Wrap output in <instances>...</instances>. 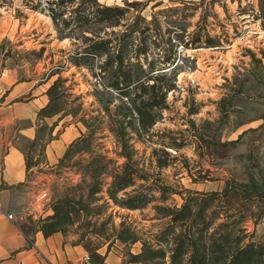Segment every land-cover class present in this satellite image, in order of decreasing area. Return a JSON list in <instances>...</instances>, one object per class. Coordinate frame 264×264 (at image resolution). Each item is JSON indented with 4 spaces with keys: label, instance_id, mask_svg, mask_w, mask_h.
<instances>
[{
    "label": "rangeland",
    "instance_id": "rangeland-1",
    "mask_svg": "<svg viewBox=\"0 0 264 264\" xmlns=\"http://www.w3.org/2000/svg\"><path fill=\"white\" fill-rule=\"evenodd\" d=\"M23 1L0 0V53L25 76L53 77L45 125L64 119L61 127L83 131L61 162L82 181L56 194L65 198L52 228L90 253L117 249L121 264H170L177 243L195 253L193 264H227L234 247L250 243L264 250V0H129L143 5L147 25L132 11L118 27L84 33L97 41L134 22L145 28L132 48L142 69L129 67L141 81L127 95L110 87L99 58L71 62L89 42L80 32L60 39L50 18ZM198 26L210 37L225 28L228 42L193 49ZM123 171L132 185L115 196L141 208L110 196Z\"/></svg>",
    "mask_w": 264,
    "mask_h": 264
},
{
    "label": "crops",
    "instance_id": "crops-1",
    "mask_svg": "<svg viewBox=\"0 0 264 264\" xmlns=\"http://www.w3.org/2000/svg\"><path fill=\"white\" fill-rule=\"evenodd\" d=\"M52 78L40 81L33 70L25 76L22 64H11V53H0V264H121L117 249L106 252L101 245L90 253L76 235L43 232L65 198L56 195L64 182L82 181L80 170L61 164L82 128L61 127L64 119L45 125L39 115Z\"/></svg>",
    "mask_w": 264,
    "mask_h": 264
},
{
    "label": "trees",
    "instance_id": "trees-1",
    "mask_svg": "<svg viewBox=\"0 0 264 264\" xmlns=\"http://www.w3.org/2000/svg\"><path fill=\"white\" fill-rule=\"evenodd\" d=\"M122 2L123 3L121 5H106L100 4L98 0H46L45 8L41 7V0L36 1V4L33 0L23 1L24 5L29 9L45 13L50 18L60 39L73 38L71 37L73 33L77 31L80 32L84 36V40L89 42L86 45L83 44L84 47L82 45L83 50L81 52L75 53L80 55L79 57L75 54L72 55L73 57L71 62L76 67H80L82 65L79 62L80 60L85 62V60L88 59L87 57L99 58V61H104L100 65L99 71L102 72L106 68H109L110 76L114 78L110 87L121 95L122 93L123 95H127V92L131 89V87L135 83H140L141 81V78L138 75L134 76V70H131L129 67L142 69L139 59L133 57H136L137 55L134 53L135 50H132V48L135 46L136 37L139 34H143L145 28L139 27V25L134 22L129 25V27L127 26L124 30L120 29L116 33L112 32L110 35L106 34V36H99L97 41L85 37L84 34L94 26H100L103 29L118 27L132 11L138 13L136 16L138 21L143 24L146 23L145 18L140 15L143 10L142 4L136 1L130 2L129 0H122ZM76 4L77 6L75 8H71ZM121 26L123 27V24ZM197 28L198 30L195 34H200L199 37L197 36L195 40H192L193 49L201 47H221L222 38L225 40V43L228 42L227 30L225 28H223L220 35H215L214 37L209 36V32L205 26L203 28L198 26ZM139 29H141L140 32ZM202 36H205L204 41H202ZM53 87L54 84L48 90L49 95L52 92ZM154 107H159L157 102ZM46 109L47 107L41 110L39 115L43 116ZM137 112H140V110L137 109ZM131 183L132 181L127 179L125 171L116 174L114 182L115 188L111 192L110 196L121 208L137 209L144 206L135 204L130 199L117 200L115 194L131 186ZM68 214L69 213H67V216ZM52 219L53 221L51 224L43 227L45 235L56 231L52 228L54 221L58 219L56 211ZM118 239L121 242H125V239H123L120 235L118 236ZM135 240L133 242H135ZM237 242L240 243L241 240L237 239ZM191 244V246L194 247V244ZM212 244L213 246L215 245L214 242ZM145 252L146 249L143 246L142 255ZM153 255L156 256L158 253L153 252ZM185 255H188L189 257L187 263L185 264H193L195 253L190 252L189 248L186 246L177 243L170 256V264H183ZM263 255L264 250L260 247V245H254L253 243L241 245L234 247L233 252L228 257L227 264H252L257 261L261 263L263 261L261 260V256Z\"/></svg>",
    "mask_w": 264,
    "mask_h": 264
},
{
    "label": "built area",
    "instance_id": "built-area-1",
    "mask_svg": "<svg viewBox=\"0 0 264 264\" xmlns=\"http://www.w3.org/2000/svg\"><path fill=\"white\" fill-rule=\"evenodd\" d=\"M9 219H12V216L11 215H8Z\"/></svg>",
    "mask_w": 264,
    "mask_h": 264
}]
</instances>
